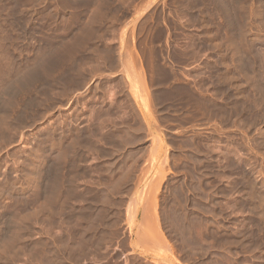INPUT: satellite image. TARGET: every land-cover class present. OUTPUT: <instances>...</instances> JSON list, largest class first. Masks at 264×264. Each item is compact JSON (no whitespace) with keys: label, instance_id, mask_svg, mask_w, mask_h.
Instances as JSON below:
<instances>
[{"label":"rangeland","instance_id":"rangeland-1","mask_svg":"<svg viewBox=\"0 0 264 264\" xmlns=\"http://www.w3.org/2000/svg\"><path fill=\"white\" fill-rule=\"evenodd\" d=\"M263 152L264 0H0V264H264Z\"/></svg>","mask_w":264,"mask_h":264},{"label":"crops","instance_id":"crops-1","mask_svg":"<svg viewBox=\"0 0 264 264\" xmlns=\"http://www.w3.org/2000/svg\"><path fill=\"white\" fill-rule=\"evenodd\" d=\"M146 208V206H144L143 207V211H142V217H141V221H140V223H141V230L142 231H140V230H137V231H135V234L133 235V240H134V248L137 250V247L138 246H143L142 244H143V242H144V244L146 243V242H148V241H152V237L153 236H151L153 233H154V228L155 227H153V225L155 226V224L157 223V222H159L158 221V219L157 218H154L153 219V217L150 219L149 217H150V212H149V206H147V210L145 209ZM145 211H147V212H145ZM144 212V213H143ZM146 213H147V215H146ZM148 217V218H147ZM152 220V221H151ZM160 223V222H159ZM148 224H149V227H148ZM151 229V230H150ZM146 232H145V231ZM152 231H153V233H152ZM149 234V235H148ZM144 237H146V238H144ZM143 238V239H142ZM153 239H155V238H153ZM168 259H176V257H175V254H172V253H169V255H168V257H167Z\"/></svg>","mask_w":264,"mask_h":264},{"label":"bare ground","instance_id":"bare-ground-1","mask_svg":"<svg viewBox=\"0 0 264 264\" xmlns=\"http://www.w3.org/2000/svg\"><path fill=\"white\" fill-rule=\"evenodd\" d=\"M136 62V61H135ZM143 75V74H142ZM139 76H141V75H139ZM138 76V77H139ZM144 77V76H143ZM140 79H141V77L139 78V82H140ZM145 81H147V80H145ZM143 82H144V80H143ZM147 83V82H146ZM256 83V82H255ZM143 84H145V83H143ZM160 98V97H159ZM213 109V108H212ZM209 110H210V108H209ZM208 110V111H209ZM210 112H211V110H210ZM213 112V111H212ZM263 115V114H262ZM248 139V138H247ZM262 140V139H261ZM262 146V145H261ZM221 153V152H220ZM264 153V152H263ZM263 157V156H262ZM229 160V159H228ZM237 160V159H236ZM237 162V161H236ZM31 177V176H30ZM165 175H162L161 176V178H160V185H161V183L163 182V180L165 179ZM29 182V181H28ZM58 185H60V183L58 184ZM37 189V188H36ZM234 194V193H233ZM241 195V194H240ZM157 200V199H156ZM39 202V201H38ZM154 203H156V202H154ZM257 204V203H256ZM41 205H42V203H41ZM256 206V205H255ZM264 206V205H263ZM151 207V206H150ZM155 207H157V205H155ZM253 207V206H252ZM258 207V206H257ZM262 207V206H261ZM39 208H40V206H39ZM41 209V208H40ZM146 210H147V206H146V208H145ZM243 209V208H242ZM42 210V209H41ZM41 210H40V212H41ZM158 210V209H157ZM152 211V210H151ZM233 211H235V210H233ZM145 212H147V211H145ZM241 212V211H240ZM144 213V212H143ZM152 213H153V211H152ZM238 213V212H237ZM263 213V212H262ZM146 215H147V213H146ZM155 215H156V213H155ZM243 215V214H242ZM148 218V217H147ZM150 219H151V217H149ZM164 218V217H163ZM152 221V220H151ZM161 223H162V221H161ZM148 227H149V224H148ZM153 227H155L154 228V233H153V231H152V235L151 236H153L151 239L154 241V240H156L157 241V239H158V242L160 243V241L161 242H163V244L164 245H166L167 246V250L170 252V253H172V254H174L175 252H174V250L176 251V249H173L174 247H173V244H172V241H170V240H168V238H166V237H164V234H165V232L163 233V231L161 230V227H160V223L159 222H157L156 224H155V226L153 225ZM174 228V227H173ZM264 229V228H263ZM151 230V229H150ZM140 231H142L141 229H140ZM145 231V230H144ZM146 232V231H145ZM252 234V233H251ZM264 234V233H263ZM149 235V234H148ZM211 235H212V233H211ZM171 236V235H170ZM144 238H146V237H144ZM153 238H155V239H153ZM143 239V238H142ZM240 240V239H239ZM243 240V239H242ZM241 241V240H240ZM145 242V241H144ZM144 242H143V244L142 245H144ZM152 242V241H151ZM264 242V241H263ZM155 243V242H154ZM155 245V244H154ZM154 245H152V247L154 246ZM159 245V244H158ZM146 246V245H145ZM150 246V245H149ZM161 246H162V244H161ZM144 247V246H143ZM179 247V246H178ZM202 247V246H201ZM250 248V247H249ZM155 249H157V248H155ZM160 249H162V247H160ZM159 249V250H160ZM151 250V249H150ZM158 250V249H157ZM163 250V249H162ZM162 250L161 251H159V252H162ZM248 250V249H247ZM130 252V251H129ZM158 252V251H157ZM187 255V254H186ZM129 257V256H128ZM177 257V256H176ZM231 257H232V255H231ZM135 258V257H134ZM179 258V257H178ZM191 258V257H190ZM189 258V259H190ZM122 259V258H121ZM187 259V258H186ZM126 261V260H125ZM207 261V260H206ZM146 262V261H145ZM213 263V262H212ZM170 264V263H169Z\"/></svg>","mask_w":264,"mask_h":264}]
</instances>
